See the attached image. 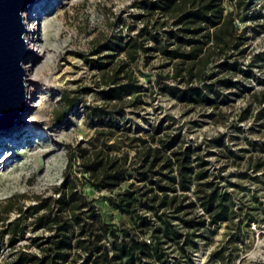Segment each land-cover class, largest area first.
Masks as SVG:
<instances>
[{
    "label": "rangeland",
    "instance_id": "374dc122",
    "mask_svg": "<svg viewBox=\"0 0 264 264\" xmlns=\"http://www.w3.org/2000/svg\"><path fill=\"white\" fill-rule=\"evenodd\" d=\"M142 2L42 0L30 9L37 17L43 53L28 62L29 76L37 78L32 107L23 119L29 127L0 132V264L14 263L20 251H38L29 245L30 238L46 235L45 231H33L29 224L24 236L13 244L3 231L19 216L18 207L25 210L39 197L53 194L63 179L68 152L79 146L92 149L105 145L112 153H128L132 163L140 143L130 139L149 140L147 135L154 126H160L156 139L179 134L176 148L193 149L195 166L199 163L197 155L206 162L196 170L207 169L208 179L216 182L221 192L231 194L239 212L232 221L196 231L195 246L187 256L169 249L168 261L264 264V115L260 114L264 102H257L264 90V0H252L235 20L237 32L246 38L232 51L233 58L238 57L241 69H250L252 76L240 71L231 74L237 85L216 87L220 94H211V104L180 101L159 88L163 83L183 86L171 78L173 61L156 51L149 57L142 53L133 65L142 88L125 96L132 103L121 112L109 109L106 116L96 118L93 109L104 104L99 96L98 73L85 58L95 57L96 47L112 34L136 35L146 21ZM225 7L232 8L229 3ZM239 50H244L243 54L239 55ZM120 58L122 54L116 57ZM219 62L208 66L206 74L214 75L206 82L228 75L216 66ZM64 94L77 103L66 109L60 121L66 105ZM71 173L81 177L76 163ZM81 190L93 200L105 221L119 228L131 226L129 217L107 200L116 189L84 183ZM196 212L202 213L199 207ZM30 222L31 218H26L25 223ZM144 237L149 238V233Z\"/></svg>",
    "mask_w": 264,
    "mask_h": 264
},
{
    "label": "trees",
    "instance_id": "16d2710c",
    "mask_svg": "<svg viewBox=\"0 0 264 264\" xmlns=\"http://www.w3.org/2000/svg\"><path fill=\"white\" fill-rule=\"evenodd\" d=\"M225 3L232 8L226 9ZM251 3L143 0L146 21L137 34H112L96 47L95 57L85 58L98 73L99 96L104 104L93 109L94 116H106L109 109L121 112L132 103L125 96L142 88L133 68L142 53L149 57L156 51L173 61L171 78L183 86L163 83L159 88L180 101L211 104V94H220L216 87L237 85L231 74L240 71L252 76L250 69H241L232 52L246 38L237 32L235 20ZM238 52L241 55L244 50ZM120 54L122 58L116 59ZM220 60L216 66L228 75L206 82L214 75L206 74L208 66ZM258 95L257 102L262 104L264 90ZM63 101L66 105L60 121L66 109L77 103L65 94ZM159 130L160 126L152 127L149 140L130 139L140 143L132 163L128 153H112L105 145L92 149L79 146L68 152L63 179L53 194L39 197L25 210L18 207L19 216L5 225L3 232L12 244L24 236L29 224L33 231L47 233L31 237L29 245L38 251H20L12 264H176L167 259L169 249L185 257L195 246L196 231L232 221L239 212L231 194L221 192L217 183L208 179L207 169L196 170L206 162L197 155L199 163L193 165L194 150L176 148L179 134L156 139ZM75 163L81 177L71 173ZM84 183L116 189L107 200L129 217L131 226L119 228L105 221L93 200L82 192ZM197 207L202 213L196 212ZM26 218L31 222L25 223ZM146 233L149 238L144 237Z\"/></svg>",
    "mask_w": 264,
    "mask_h": 264
},
{
    "label": "water",
    "instance_id": "95a60500",
    "mask_svg": "<svg viewBox=\"0 0 264 264\" xmlns=\"http://www.w3.org/2000/svg\"><path fill=\"white\" fill-rule=\"evenodd\" d=\"M39 0H0V128L22 109L28 55L22 12Z\"/></svg>",
    "mask_w": 264,
    "mask_h": 264
},
{
    "label": "bare ground",
    "instance_id": "6f19581e",
    "mask_svg": "<svg viewBox=\"0 0 264 264\" xmlns=\"http://www.w3.org/2000/svg\"><path fill=\"white\" fill-rule=\"evenodd\" d=\"M41 1L42 0H39L35 2V4ZM22 19H23V23L24 22L26 23V25L24 23L26 30L24 34V38L28 49V55L23 63V69L26 77L24 80L23 105H22V109L15 114L10 124L0 128V132H2V130H6L10 128L16 130L18 129V127H23V128L29 127L28 122L24 121L23 119L25 117V114L32 107V105H30V102H32L33 99L32 89L37 82V78L29 76L31 71V64H28V62L40 56V54L43 53V50L39 44L40 38H38V26H37L38 23L36 22L37 17L32 16L30 14V8H27L22 12ZM30 20L32 21V23L29 24ZM24 102L26 103V105H24Z\"/></svg>",
    "mask_w": 264,
    "mask_h": 264
}]
</instances>
